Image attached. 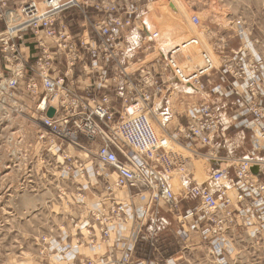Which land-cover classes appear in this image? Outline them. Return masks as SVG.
<instances>
[{"label":"built area","instance_id":"2783aa9c","mask_svg":"<svg viewBox=\"0 0 264 264\" xmlns=\"http://www.w3.org/2000/svg\"><path fill=\"white\" fill-rule=\"evenodd\" d=\"M147 12L145 0H0L5 87L12 99L21 90L36 104L38 163L86 173L74 194L85 202L71 219V264H174L154 254L168 214L179 240L194 233L225 263L232 240L264 223V64L247 63L237 51L230 62L241 64L215 68L202 52L201 65L190 68L177 57L186 58L198 39L161 53ZM143 43L157 52L148 63L138 57ZM219 99L235 106L232 126L249 133L240 156L224 157L214 143L227 124L214 106ZM175 148L200 149L213 161L203 181L191 174L189 189L176 191L167 178L186 165Z\"/></svg>","mask_w":264,"mask_h":264},{"label":"rangeland","instance_id":"374dc122","mask_svg":"<svg viewBox=\"0 0 264 264\" xmlns=\"http://www.w3.org/2000/svg\"><path fill=\"white\" fill-rule=\"evenodd\" d=\"M146 2L148 12L145 20L151 29L160 32L155 43L161 46V53L165 54L169 47L183 40L197 38L199 46L189 47L186 58L184 54L177 57L190 68L201 65L202 52L211 57L215 68L224 64H241L238 57L230 62V55L237 51L242 52L247 63L260 59L264 64V0ZM192 16L198 17V25L192 23ZM0 27L3 31L4 25ZM151 45L142 44L139 51L141 62L148 63L157 55ZM7 65L0 46V264H71V219L75 213L84 210L85 202L74 200V194L86 182V173L83 177L71 176L67 168L38 163L41 143L36 104L23 97L21 90L13 95L14 99L9 97L4 80L7 78ZM216 77L214 70L208 82L214 83ZM204 95L200 93V98ZM188 96L193 97L191 94ZM226 103V100L219 99L214 105L227 120L225 129L216 135L214 143L222 156L237 157L248 148L249 133L238 125L232 126L230 114L235 106ZM175 107L179 113L184 110L183 105ZM152 123L156 132L161 133ZM175 149L186 161L183 171L177 170L167 176L176 191L192 187L191 174L196 181H203L214 166L213 161L200 156V149L197 153ZM67 163L65 160V165ZM82 193L89 191L82 190ZM167 220L160 235L165 231L169 233L173 253L178 252L174 264H264V223L253 233L242 230L240 236L232 240L233 247L224 252L225 263H220L203 243L200 249L181 254V242L175 233L177 223L170 214Z\"/></svg>","mask_w":264,"mask_h":264},{"label":"crops","instance_id":"0c3cea01","mask_svg":"<svg viewBox=\"0 0 264 264\" xmlns=\"http://www.w3.org/2000/svg\"><path fill=\"white\" fill-rule=\"evenodd\" d=\"M37 1H41V0H37ZM69 16H70V13H66L63 15V17L65 19L69 18ZM138 57L142 58V55L140 54ZM195 97L198 98V97H200V95L196 94ZM168 127L170 128L172 126H168ZM73 239H74L73 230L71 228L70 234H69V242L71 243ZM169 241H170V237H169L168 231L167 232L165 231L162 235H160L158 252L156 251L157 253L156 252L154 253L155 258L160 259V262H162L165 259L174 260V258L178 255V252L173 253L174 250L172 249V244L169 243ZM179 241L181 242V247H180L181 248V250H180L181 254L186 253V252L189 253L190 251H196V250L200 249V246H202V241H201L200 237L194 233H192L188 239H186L184 241L183 240H179ZM143 251H144V248L143 249L141 247L138 248L137 255L139 257H143L146 254V251L145 252H143ZM231 255H232V253L229 255V259L231 258ZM152 256H153V254H152ZM153 258H154V256H153ZM173 263H175V262H173Z\"/></svg>","mask_w":264,"mask_h":264},{"label":"water","instance_id":"95a60500","mask_svg":"<svg viewBox=\"0 0 264 264\" xmlns=\"http://www.w3.org/2000/svg\"><path fill=\"white\" fill-rule=\"evenodd\" d=\"M52 114H53V109L52 108H50L49 110H48V112H47V116H52ZM255 169H252V171H254Z\"/></svg>","mask_w":264,"mask_h":264},{"label":"bare ground","instance_id":"6f19581e","mask_svg":"<svg viewBox=\"0 0 264 264\" xmlns=\"http://www.w3.org/2000/svg\"><path fill=\"white\" fill-rule=\"evenodd\" d=\"M175 7H173V9H174ZM176 9V8H175ZM186 62H187V60H186Z\"/></svg>","mask_w":264,"mask_h":264}]
</instances>
